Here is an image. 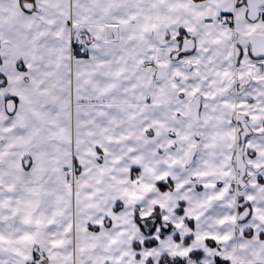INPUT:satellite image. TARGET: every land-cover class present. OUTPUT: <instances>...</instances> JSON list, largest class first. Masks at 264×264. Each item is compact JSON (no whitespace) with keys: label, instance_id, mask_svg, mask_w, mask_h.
Wrapping results in <instances>:
<instances>
[{"label":"snow or ice","instance_id":"obj_1","mask_svg":"<svg viewBox=\"0 0 264 264\" xmlns=\"http://www.w3.org/2000/svg\"><path fill=\"white\" fill-rule=\"evenodd\" d=\"M0 264H264V0H0Z\"/></svg>","mask_w":264,"mask_h":264}]
</instances>
